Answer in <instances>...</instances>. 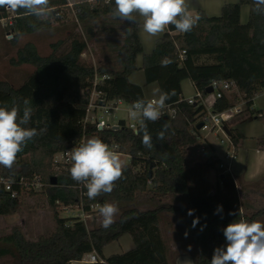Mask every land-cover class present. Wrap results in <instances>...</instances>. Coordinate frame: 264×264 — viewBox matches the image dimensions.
Wrapping results in <instances>:
<instances>
[{
  "label": "trees",
  "instance_id": "obj_1",
  "mask_svg": "<svg viewBox=\"0 0 264 264\" xmlns=\"http://www.w3.org/2000/svg\"><path fill=\"white\" fill-rule=\"evenodd\" d=\"M50 3L53 11L47 20L26 15L22 9L14 10L13 26L8 28L13 33V45L25 35L51 28L54 22L65 25L69 13L74 14L75 27L84 28L87 41L94 34L91 24L102 18L121 23L123 38L115 47L116 66L83 64L81 57L88 42L78 36L70 39L62 53L59 52L65 44L63 40L52 44V53L47 56L41 55L33 42H27L10 60L14 67L30 65L35 70L18 88L0 80V106L10 107L16 102L22 115L23 100L29 99L33 112L25 127L36 128L40 134L27 142L11 169L0 166V175L14 179L40 175L45 187L40 193H25L18 199H12L0 187V216L14 215L20 200L26 195L36 196L51 209L54 225L36 239H28L21 227H13L0 237L4 244L0 246V258L12 254L17 264H72L95 254L98 257L95 264H176L177 257L187 253L194 264H210L214 249L226 244L223 228L240 218L264 221V208L253 213L242 209L236 182L220 168L219 157L210 156L199 164L190 161L188 150L199 146L197 136L206 109L188 103L182 83L190 80L196 93L206 98L213 82L233 81L245 94L249 114L262 119L261 112L252 106L255 97L264 91V14L256 11L254 0L225 4L219 16L198 10L194 16L200 19L190 32H178L170 25L153 51L144 54L140 23L113 17L114 0L85 1L72 7L68 0H50ZM245 5L250 13L248 22L243 24L241 11ZM7 15V5H0V22ZM140 55L143 56L141 67L138 66ZM165 57L171 63L162 66ZM139 70L144 72L148 85L156 83L169 94L161 119L145 122L152 137L151 149L142 143L139 126L134 131L125 120H120L116 129L102 130L97 123L86 122L97 76H109L95 88L108 102L122 100L131 105L138 99H147L143 88L130 80ZM237 102L217 99L213 112L226 111ZM165 125L168 126L165 138L160 140L157 136ZM225 127L237 153L244 137L230 123H225ZM91 137L101 138L119 154L130 158L113 192L92 200L88 199L84 185L71 178L68 171L71 163L60 167L54 164L56 154L69 151ZM256 142L264 150V134ZM139 196L151 201H169L158 208L142 210L131 206ZM175 200H186V205L176 204ZM105 202H114L119 208L114 223L107 229L101 223L89 228L80 216H60L61 209L69 208L92 214ZM168 215L178 217L181 236L190 241L193 250L186 246L184 250L170 251L161 226L163 217ZM124 235L130 236L134 248L106 257L104 249Z\"/></svg>",
  "mask_w": 264,
  "mask_h": 264
},
{
  "label": "clouds",
  "instance_id": "obj_2",
  "mask_svg": "<svg viewBox=\"0 0 264 264\" xmlns=\"http://www.w3.org/2000/svg\"><path fill=\"white\" fill-rule=\"evenodd\" d=\"M254 2L256 11L264 14V0ZM0 5H7L12 10L22 9L26 15L35 16L38 20H47L53 11L50 0H0ZM112 15L128 23H137L139 17L143 32L150 36L162 34L170 25L178 32H190L200 19L189 11L188 0H114ZM170 63L167 57L161 61L162 66ZM152 96V99L136 100L129 110L130 118L139 120L142 143L149 149L153 147L152 137L145 122L161 119L162 109L169 99V94L159 88L153 90ZM31 103L27 98L23 100L22 115L16 102L10 107L7 104L0 106V166L11 169L27 142L40 134L36 128L25 127L31 120ZM167 127L165 125L158 133V139L165 138ZM68 157L71 178L84 185L90 200L112 193L116 181L122 178L125 165L119 153L99 137L88 138L74 146L68 151ZM118 212V205L114 202L98 206L101 226L109 228ZM222 231L226 244L214 249L210 264H264V221L240 218ZM184 264H191V261Z\"/></svg>",
  "mask_w": 264,
  "mask_h": 264
},
{
  "label": "rangeland",
  "instance_id": "obj_3",
  "mask_svg": "<svg viewBox=\"0 0 264 264\" xmlns=\"http://www.w3.org/2000/svg\"><path fill=\"white\" fill-rule=\"evenodd\" d=\"M14 13L15 11L13 12V10H9V18L13 17ZM7 20L8 19L2 20L0 22V80L9 82L15 88L20 87L27 79L28 75H30L35 70L34 67L30 65L14 67L11 64L10 60L16 57V51L20 46L27 42H33L37 46L39 53L43 56H47L52 53V44L60 40H63L65 44L59 53L64 52L68 48L69 41L74 36H78L81 39L86 40L87 34L84 28L82 26L75 27L74 25L75 18L73 13H69L66 16L65 20L67 21L64 23L65 25L54 22L52 27L49 29L43 30L40 33L21 37L17 45H13L11 39L9 41V39L6 37L7 31H9L7 29V25H5ZM91 25L94 28V34L90 39H88V41L86 40L88 44L81 57L82 63L91 66H96L98 64L116 66L117 53L115 52V47L118 46L123 38V25L111 18L98 19ZM139 76L140 75L138 74L133 78ZM182 88L183 95L186 99L196 96V90L190 80H184L182 83ZM213 100L214 96L209 94L206 101L209 110H211V102ZM129 110L130 106H128L126 103H122L119 105L116 113L106 114L104 110H98L96 113L92 112L89 118H101L100 120L107 124H111V126L114 127L119 120H126L130 122L134 120L130 118ZM214 141L217 146H221L220 142L215 139ZM202 146H205V143L202 140H199L198 147L190 148L188 150V156L192 164H199L208 158L209 154H207L205 151H202ZM119 155L124 165L130 163V158L128 156L123 154ZM215 182L216 177L214 175L212 176V183ZM262 185L264 187V183ZM257 193V197L253 202L256 205V209L260 210L264 208V188L258 190ZM167 202H160L157 199L151 201L145 196H139L131 204V206L142 210H148L158 208L159 206L163 205V203L167 204ZM174 203L186 205V200H175ZM250 203L251 201L249 204ZM249 204L245 203V206L247 207ZM78 215L80 216L81 213L77 209L70 211V213L64 209H61L60 211V216L62 218L77 217ZM116 217L117 215L114 219H116ZM101 219L102 218L99 216L98 211H95L90 215V217L85 219V222L87 226L91 228L93 224L97 225L101 223ZM174 220L178 221V217L177 219L176 216L173 215L163 217L161 226L164 234L169 230L170 226H172ZM53 225V215L48 205L43 203V200L36 196L28 197L26 195L25 198L20 200V205L14 215L0 216V237L4 234H7L13 227L19 226L22 228L28 239H36L38 235L47 231H51ZM0 246H4V244L0 242ZM0 264H7V262L4 263L0 261ZM13 264H17L15 260Z\"/></svg>",
  "mask_w": 264,
  "mask_h": 264
},
{
  "label": "crops",
  "instance_id": "obj_4",
  "mask_svg": "<svg viewBox=\"0 0 264 264\" xmlns=\"http://www.w3.org/2000/svg\"><path fill=\"white\" fill-rule=\"evenodd\" d=\"M91 2L92 0H68L69 6L72 7L74 4L81 2ZM95 1V0H93ZM239 0H188V8L191 14L194 16L198 10H204L209 16H219L221 14L222 7L225 4H235ZM250 13V8L248 6H243L241 11V22L246 24L248 22ZM139 22V17H137ZM140 38L144 48V54H150L157 41L162 38L164 32L158 36H150L143 32L142 27L139 28ZM143 56L138 57V66L142 65ZM139 77L133 78L136 75ZM131 82L141 86L145 93L147 99H152L153 96L150 95L153 93V90L159 88L158 84L148 85L145 79L144 72L142 70L137 71L130 77ZM160 89V88H159ZM150 92V93H149ZM208 96L205 98L207 101ZM216 99H214L211 104V109ZM253 110L260 111L262 119L257 116H252L246 110L244 114L236 117L230 121L232 128H235L240 131L244 139L240 143V147L237 153H235L234 158H228L229 148L225 144L217 146L214 139L222 138V135L219 133H202L204 137L205 146L207 145L209 150L206 152L209 154L208 157L214 156L221 159V163L227 161L225 172L230 174L237 185L238 195L241 202L242 209L245 212L253 213L258 211L255 201L257 197V192L260 189H263L264 183V150L259 149L257 146L256 139L264 134V91L258 94L254 99V104L252 106ZM221 143V142H220ZM213 188L216 186V182L212 183ZM251 203L249 204V202ZM245 203L249 205L246 207ZM177 224H180V221L174 220L172 226L164 234V237L167 240L169 249L171 252H176L179 250H184L187 246L190 250H193L190 241L181 236V231L179 230ZM181 225V224H180ZM134 243L129 235L122 236L117 242H114L110 246L104 249V255L109 257L114 254H121L127 251H130L134 248ZM109 249V250H108ZM89 256L86 255L82 261H75L72 264H91L89 262ZM14 256L12 254L6 255L0 258V261L7 264L14 263ZM185 261H191V264H194L193 258L190 254H183L177 257L176 264H184ZM16 262V261H15Z\"/></svg>",
  "mask_w": 264,
  "mask_h": 264
},
{
  "label": "built area",
  "instance_id": "obj_5",
  "mask_svg": "<svg viewBox=\"0 0 264 264\" xmlns=\"http://www.w3.org/2000/svg\"><path fill=\"white\" fill-rule=\"evenodd\" d=\"M93 1V0H92ZM91 1V2H92ZM96 1V0H95ZM10 9L7 6V14ZM14 12V10H13ZM15 17V13L13 17H10L7 15L6 18L3 20H7L5 22L7 25V29L13 26V19ZM6 37L10 40L13 38V33L9 29L6 33ZM185 52L183 51L181 54V58H183ZM109 79V76L107 75H102V76H97L95 79L94 83V90L91 94V101L88 107V112H87V117H86V122H95L97 123V127L99 129H104V128H113L115 127L118 128V123L115 124L114 127L111 126V124H107L100 120L101 118H95V117H90V114L92 112L96 113L98 110H104L106 114L110 113H116L118 110L119 105L124 103L122 100H116V101H110L108 102L104 96L100 92L96 91V86L100 85L103 83L104 80ZM209 88L212 89V95L214 96V99H222V98H227L229 100H238V102L234 105V107L220 112V113H215L213 112V109L209 110L207 102L205 101V98L203 97L202 93L197 92L196 96L193 98L187 99L188 103L190 105H201L204 106L206 109V117L204 123H202V127L199 128V134L197 136L198 140L204 141V137L202 136V133L208 132V133H219L222 135V138H218L221 144H225L229 148V156L228 158H234L235 157V146L234 143L230 137V135L226 132V127L225 123H230L233 119L236 117L242 115L245 113L247 108V100L245 99V94L242 93L235 82L233 81H228V82H213ZM128 105V104H127ZM131 106V105H128ZM165 107L162 109V115L165 113L164 112ZM126 121V120H125ZM139 120H133L132 122L126 121V125L134 130L137 131V128L139 126ZM209 150L208 146H202V151L207 152ZM208 153V152H207ZM228 161V160H227ZM227 161L221 163L220 168L225 171L226 169V163ZM70 163V159L68 157V151L56 154L54 157V164L56 167L68 165ZM0 187L4 189L7 193H9L10 197L12 199H18L21 195L29 194L31 192L34 193H40L43 191L45 187V183L43 182V179L40 175H33L31 177H20L19 179H14L11 177H5L0 175ZM67 212L70 213V211H73L75 209H64ZM80 211L81 215L80 217L85 221L86 218L90 217L91 214H85L83 213L82 210L77 209ZM79 216V215H78ZM84 218H83V217ZM89 262L91 264H95L98 262V257L95 254H90L89 256Z\"/></svg>",
  "mask_w": 264,
  "mask_h": 264
},
{
  "label": "water",
  "instance_id": "obj_6",
  "mask_svg": "<svg viewBox=\"0 0 264 264\" xmlns=\"http://www.w3.org/2000/svg\"><path fill=\"white\" fill-rule=\"evenodd\" d=\"M208 93L209 94H211L212 93V89L211 88H209L208 89ZM202 127V124L199 126V128H201ZM117 127H115V129H116ZM226 132L229 134V132L227 131V129H226ZM154 167V164H152V167L151 168H153ZM150 177H152V172H150ZM52 183L53 184H55L56 183V178H53L52 179Z\"/></svg>",
  "mask_w": 264,
  "mask_h": 264
}]
</instances>
